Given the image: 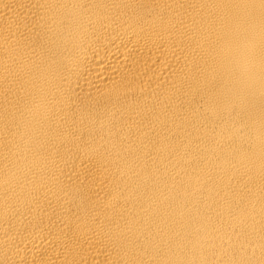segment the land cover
Returning a JSON list of instances; mask_svg holds the SVG:
<instances>
[{"label": "bare ground", "instance_id": "1", "mask_svg": "<svg viewBox=\"0 0 264 264\" xmlns=\"http://www.w3.org/2000/svg\"><path fill=\"white\" fill-rule=\"evenodd\" d=\"M0 264H264V0H0Z\"/></svg>", "mask_w": 264, "mask_h": 264}]
</instances>
